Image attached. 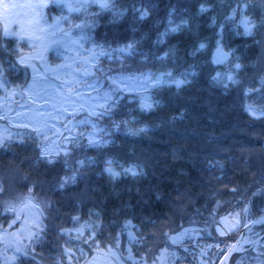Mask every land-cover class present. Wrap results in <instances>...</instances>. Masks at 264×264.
I'll list each match as a JSON object with an SVG mask.
<instances>
[{
	"label": "trees",
	"instance_id": "1",
	"mask_svg": "<svg viewBox=\"0 0 264 264\" xmlns=\"http://www.w3.org/2000/svg\"><path fill=\"white\" fill-rule=\"evenodd\" d=\"M244 3V14L256 22L250 35L236 27L239 13L234 21L227 19L237 4ZM112 4L72 13L71 23L62 25L81 53L73 62L79 77L69 83L79 88L99 81L97 93L120 97L110 118L96 121L108 129L104 139L110 143L89 146L86 135L72 143L66 140L58 152L49 151L52 164L40 155L41 144L48 145L52 136L45 140L19 125L17 112L31 103L26 85L39 74L43 82L54 83L57 76H51L66 67L74 52L62 43L67 35L59 33L61 41L37 58L32 40L38 38L31 30L17 38L4 35L6 26L21 31L14 20L0 26V66L7 80L0 100L7 91L23 89L16 104L8 103L14 112L0 107V135L9 138L0 146V264H95L109 251L121 264H224L240 234L264 215V0ZM202 5L206 11L200 10ZM140 8L148 15L141 18ZM37 15L40 27L48 29L53 17L68 13L49 6L39 8ZM75 24L86 27L81 32L72 27ZM176 25L177 32L168 31ZM81 35L87 39L79 40ZM217 40L230 53L220 64L213 62ZM129 43L134 44L131 54L121 53ZM201 43L206 47L200 49ZM235 63L241 65L238 71H232ZM230 71L237 82L224 79ZM149 72L154 78L170 72L172 78L187 82L177 87L165 76L163 83L144 91L139 84L118 79ZM218 72L220 82L213 80ZM144 95L154 101L151 109L141 107ZM90 131L81 126L73 135ZM81 159L84 168L77 164ZM109 159L121 173L118 177L104 171ZM133 167L136 175L123 171ZM74 171L75 181L61 187L62 179ZM28 203L38 214L33 224L24 226L27 218L20 210ZM38 222L43 232L37 237L33 233ZM221 226L228 238L218 234ZM260 237L264 240V229ZM236 256L251 264L254 254H233L229 264Z\"/></svg>",
	"mask_w": 264,
	"mask_h": 264
},
{
	"label": "rangeland",
	"instance_id": "2",
	"mask_svg": "<svg viewBox=\"0 0 264 264\" xmlns=\"http://www.w3.org/2000/svg\"><path fill=\"white\" fill-rule=\"evenodd\" d=\"M46 1L47 0H0V26L3 27L5 22L8 23V19L9 21H17L18 19L21 20L24 24V30L28 28L34 33V36L38 38L32 40L33 45L37 48L34 54L37 58H41L50 47L61 41V39L58 40L59 32L55 34L54 38L52 36H44L43 39H40L39 37L43 34L38 30H33L31 27L32 21L34 19L37 20L35 16H32L33 13L38 16L37 14H39L40 8L39 5L46 3ZM18 4L31 5L32 7L27 9L11 7L12 5ZM21 12L24 13L23 16L20 15ZM7 29L10 30L9 27ZM62 41L64 46L66 48L68 47V51L70 53L74 52V56L67 60L65 68L60 70L58 73L55 72L54 75L51 76L53 79L57 76L54 83L43 82L40 74L38 73L39 77L36 78L35 83H28L25 88L29 90L28 96H30L29 101L31 103L27 105L25 109H19L17 112L19 125L24 124L30 129L39 127L43 133H46V135L43 136L45 140L49 138L48 134L52 136L47 146L49 147V151L55 153L58 152L59 148L66 145L65 138L68 135L66 128H71L72 124L85 119L88 111V105L93 104V100L89 99V97H96L98 94L97 91L100 90V85L95 91L87 87L90 84H96L97 81L94 82L93 80H91L90 83L87 81L86 84L88 85L84 84L79 88H76L69 83L70 80H73L74 76L79 77L73 62L78 57H81V53L77 51V47L75 46L77 44L76 41L71 39L69 35H67L65 39H62ZM77 81H79V79ZM126 85L129 89V84ZM110 87L111 86L105 85L104 89L111 91ZM22 93L23 89L7 91L8 95L6 97H2V100H0V107L2 105L5 107V109H1L7 113H9V111L14 112L15 107H11L8 103L11 102L16 104L18 102L16 100L21 99ZM104 94V91L99 93L101 96ZM73 105H75L76 108V115L74 117L72 115ZM32 111L37 112L39 116H34ZM43 126L48 129L49 132L45 131ZM20 211L21 215L24 214V216H26L24 219L27 218L26 221H24V226H27V224H33L32 220L36 217L35 213L38 214L34 204L28 203ZM261 216L257 218H260ZM256 225L260 226L257 227L255 230L256 232L251 233L253 231H250L247 235L243 236L237 248V251H239L237 254L252 253L254 254V257H261L258 253H264V250L261 249V245L264 246V240H260L261 231L264 229L262 226H264V224L258 223ZM232 226L234 227L235 232L236 225L233 224ZM217 232L221 235V237L228 238V234L225 235L226 230L222 226L217 228ZM241 235L242 233L240 236ZM255 242L260 244L258 248L255 245ZM254 257H251V260H253L251 264H261V260L264 259V257H261L260 261L254 262ZM242 260L241 256H236L232 264H245ZM95 264H121V261L118 257H116L114 252L109 251L98 256Z\"/></svg>",
	"mask_w": 264,
	"mask_h": 264
},
{
	"label": "snow or ice",
	"instance_id": "3",
	"mask_svg": "<svg viewBox=\"0 0 264 264\" xmlns=\"http://www.w3.org/2000/svg\"><path fill=\"white\" fill-rule=\"evenodd\" d=\"M98 5L101 9H108L112 8L114 5L112 4V0H47L46 3H43L39 5L40 8H46V7H53V8H60L62 10H67L68 15H60L58 17H53V22L51 25H49L48 29H43L40 27V21L39 20H33L31 27L33 30H38L40 31L43 35L39 37L40 39H43L44 36H52L53 38L55 37V34L59 32L61 35H69L68 32L65 31V29L62 27L63 24H70L71 19H72V13H81L84 14L87 12V10L92 7L93 5ZM11 7L13 8H21V9H27L32 7L31 5H23V4H18V5H12ZM247 9V4L244 3L242 6L241 4H237L236 8H233L231 11V14L227 17L228 20L234 21L239 13V23L236 25L237 28L243 27L244 29V34L245 35H250L252 33V30L256 27V22L253 21L249 16L245 15V11ZM202 12L206 11L207 9L202 5L201 9ZM140 13V17L143 18L148 15V10L146 8H140L138 9ZM21 16L24 15L23 12L20 14ZM33 16H35V13H33ZM21 31L16 32L15 30L9 31L7 27L4 29V35L5 36H17V38H22L24 34V24L22 23L21 20L15 21ZM44 23H47L45 20ZM171 24V20L169 21ZM187 21H182V24H186ZM73 28L79 29L81 32H83L84 28L86 27L85 24H75L72 25ZM180 28V25H176L175 27H171L168 31L171 32H177ZM223 34V26H221V31L219 35L222 37ZM167 35V32L161 34V42L163 40V37ZM87 38L81 35L79 37V40H86ZM55 42V41H54ZM217 46L215 53L213 55V62L220 64L228 60L230 53L225 52L221 41L217 40ZM206 45L204 43H201L199 45L200 49L205 48ZM134 49V44L129 43L123 48L119 49L121 53H128L131 54L132 50ZM168 53L166 52L164 54V57H160V59H164L167 57ZM20 63H25V60L23 57L20 58ZM241 68V65L239 63H235L233 66L232 71H238ZM35 71V70H34ZM53 71H55L53 69ZM191 75H195V73H191ZM167 76L169 77V82L174 83L177 87H180L184 83L187 82L186 79H176L172 78V74L170 72L168 73H162L157 77H153L152 73H141L139 77L135 78H118L120 80L128 79L134 84H139L140 87L144 90L147 91V89L153 85H158L164 82V77ZM224 79L227 82H232L235 83L234 76L232 75V72L230 71L229 73L225 74ZM213 80H216L217 82H220L221 80V73H217L216 76L213 77ZM116 80H113V83H116ZM34 83H35V78H34ZM7 85V80L4 78V69L2 66H0V88H5ZM227 87V84L225 83L224 85ZM89 89L95 91L99 87V81L96 82V84H90L87 86ZM89 99L93 100V104L88 105V111L86 113V117L83 120L77 121L76 123L72 124L71 128H66V131L68 135L66 136V140L68 143H72L75 140L80 139L82 136L87 137V142L89 146L93 147H99L104 144L110 143L109 140L104 139L105 135L109 134V131L107 128L100 127L99 124L96 122L100 120L103 117L108 116L110 118V113L111 111L116 108L119 104L120 97L118 95H115L112 92L105 93L104 95H99L97 94L96 97H89ZM102 101V102H101ZM154 106V101L152 100L151 96H141V107L143 109H151ZM73 112L72 115L73 117L76 115V108L75 105L72 106ZM95 118V119H93ZM26 126V125H25ZM81 126H87L91 128L90 132L87 133H78L77 135H73V132L75 129L81 127ZM114 127L119 128V124H115ZM36 136L37 137H42L45 136L46 133L41 132L39 127H36L34 129ZM139 131H144V129H140ZM19 135V134H18ZM5 139H9L4 137L3 135H0V146H2L5 142ZM69 153L65 149L64 155L67 156ZM40 155L43 157L48 164L54 163V160L51 158V155L49 153L48 147L46 144H41L40 146ZM59 155V153H57ZM91 160V158H89ZM77 164L79 165L80 168L85 167V161L84 160H78ZM105 168L104 171L107 172L110 176L112 177H118L121 173L116 171V169L113 167V161L111 159L107 160L105 162ZM124 172H131L133 175H136V170L135 168H127L123 169ZM76 171L73 172V175L70 177H64L61 181L60 186L63 187L64 183L67 182H74L76 179ZM0 190H3V183L0 182ZM75 219V218H74ZM259 223L264 224V217H262L260 220L256 221ZM126 227L130 226V222H126ZM36 231L33 233L37 237L39 236L40 233L43 232V225L42 222H38L35 225ZM66 232H71L72 230H65ZM78 234H80V230H76ZM134 239V237L131 236L130 234V243ZM142 239V237H141ZM92 243L95 244L96 241L93 239ZM17 252H20L21 249L18 247L16 249ZM129 258H131V248H129ZM26 254V253H25ZM261 257H264V253H258ZM261 264H264V259L261 260Z\"/></svg>",
	"mask_w": 264,
	"mask_h": 264
},
{
	"label": "water",
	"instance_id": "4",
	"mask_svg": "<svg viewBox=\"0 0 264 264\" xmlns=\"http://www.w3.org/2000/svg\"><path fill=\"white\" fill-rule=\"evenodd\" d=\"M264 216V215H263ZM263 216H261L260 218H262ZM260 218H257L256 220H254L250 226H248L242 233V235L240 236L239 240L237 241V243L235 244V246L232 248V250L227 254V256L225 257V263L228 264L229 260L231 258V256L237 252V248L244 236L245 233H247L254 225L258 224L259 222H256L258 220H260Z\"/></svg>",
	"mask_w": 264,
	"mask_h": 264
}]
</instances>
